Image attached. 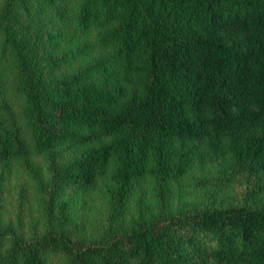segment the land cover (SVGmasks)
<instances>
[{
	"label": "trees",
	"instance_id": "16d2710c",
	"mask_svg": "<svg viewBox=\"0 0 264 264\" xmlns=\"http://www.w3.org/2000/svg\"><path fill=\"white\" fill-rule=\"evenodd\" d=\"M0 264H264V0H0Z\"/></svg>",
	"mask_w": 264,
	"mask_h": 264
},
{
	"label": "rangeland",
	"instance_id": "374dc122",
	"mask_svg": "<svg viewBox=\"0 0 264 264\" xmlns=\"http://www.w3.org/2000/svg\"><path fill=\"white\" fill-rule=\"evenodd\" d=\"M19 182L15 181L12 184V190L9 193V198L11 199V201H13L14 204H17L19 202L18 199H20L19 196V191H20V186H18ZM187 196L184 198L185 199V204H198L200 205L202 203V198L199 194V192L197 191L196 188L191 187L189 189V192L186 194ZM22 201V199H21Z\"/></svg>",
	"mask_w": 264,
	"mask_h": 264
}]
</instances>
